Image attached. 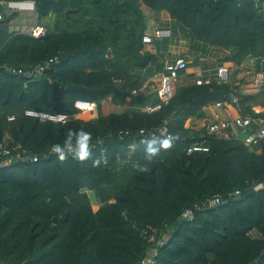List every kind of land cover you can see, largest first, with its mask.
Listing matches in <instances>:
<instances>
[{
	"label": "trees",
	"instance_id": "trees-1",
	"mask_svg": "<svg viewBox=\"0 0 264 264\" xmlns=\"http://www.w3.org/2000/svg\"><path fill=\"white\" fill-rule=\"evenodd\" d=\"M1 2H32L37 22L52 23L43 37L33 38L9 32L17 14L4 17L0 64L29 70L54 57L58 62L32 78L0 71V143L9 137V149L38 156L34 163L0 165V260L139 264L155 240L145 241L138 227H149L157 238L168 236L157 247L155 264H264V186L254 188L264 184V146L257 152L238 142L208 140L207 152L186 153L197 134L184 129L185 121L200 118L209 103L228 101L238 71L225 84L176 86L169 103L150 114L142 110L158 102L155 95H130L164 65L157 55L140 54L147 25L141 7L168 14L171 36L188 38L195 55L217 49L226 53L218 65L239 68L253 58L264 69V17L253 0ZM167 44L163 39L155 48L165 51ZM137 61L142 65L135 66ZM106 99L115 106L129 100V108L101 113ZM76 100L97 103L96 118L59 125L24 116L35 110L73 118L79 113ZM258 101L241 96L242 113ZM10 116L14 120L8 122ZM164 120L173 139L140 142V130L156 129ZM126 131L131 135L120 141L117 134ZM79 145L81 150L61 151ZM129 153L136 168L120 167L116 156ZM89 193L100 204L96 211ZM215 197L220 204H206ZM187 209L195 210L191 220L181 217Z\"/></svg>",
	"mask_w": 264,
	"mask_h": 264
},
{
	"label": "built area",
	"instance_id": "built-area-1",
	"mask_svg": "<svg viewBox=\"0 0 264 264\" xmlns=\"http://www.w3.org/2000/svg\"><path fill=\"white\" fill-rule=\"evenodd\" d=\"M257 12L259 15L264 17V0H253ZM28 6V8H25ZM24 7V8H23ZM0 21L4 17H10L11 15L18 13L19 11H29L32 14L31 25L27 31L23 32L25 35H28L33 38L43 37L46 33V27L41 23L37 22L34 3L32 2H1L0 3ZM149 23L146 25V31L144 32L141 42L143 49L140 52L141 55L152 54L156 55L155 42L162 40L164 38L171 37L169 30H162L158 28V23L153 21L154 12L148 10L146 13ZM0 45V49H1ZM58 62V58L54 57L43 64L33 67L29 70H21L10 65H1L0 71L12 76H23L27 78L42 76V74L50 69L51 66ZM249 63L247 67H242L244 63ZM239 68L235 67L230 62H225L218 65L215 68V77L212 79L209 76H205L204 71H199L196 73H189L190 60L186 56L178 55L174 57L172 61H165L163 65V70L159 73H156L154 76L149 78L141 88L137 90H132L130 95L133 97L141 96L146 97L148 95H155L158 102L153 103L149 106H146L142 111L145 113H154L161 109L162 105H167L172 99L175 93L176 83L179 79H184L186 76L193 75V83L197 86H207L210 85L213 81L217 84H225L230 82L231 76L235 71L241 72L245 71L244 82H240L241 78H237L236 74V83L235 89L230 96L228 101H216L213 103L207 104L203 108V113L200 118H188L184 123V129L190 130L197 135L193 136V142L186 148V153L188 155L193 153L207 152L208 146L206 145L208 140L212 141H233L238 142L249 148H257L259 152L260 148L264 146V102L262 97H264V69L256 68L257 61L253 58H248ZM262 64V62H261ZM210 71V70H209ZM209 71H206L209 73ZM241 96H255L259 98L260 104L250 103L246 105L247 112L242 113L243 108L240 106ZM74 108L79 112L73 118L66 114H51L35 110H26L24 116L27 118L38 120L41 123H52L65 125L71 119H80L79 117L83 114H87L91 119H95L97 115V103L85 100H76L74 102ZM8 122L14 120L13 116L7 118ZM170 122L169 120H164L162 124L156 129L149 130H140L137 135L140 137V142L145 143L148 140H153L158 136L165 139H173V135L169 132ZM244 134V136H242ZM131 133L119 132L117 138L122 141L126 136H130ZM10 141L9 137H6L0 143V157L3 158V161L0 165H8L12 162L18 161H29L36 162L38 160L37 155L28 153L25 150H19V148L13 147L12 149L8 148V142ZM100 145L101 143L98 142ZM83 145L79 146H68L64 150L66 152H75L81 150ZM134 150L133 146L129 147V152L132 153ZM60 150H52L49 152V155H54ZM104 152H102L103 154ZM126 158H119L116 156L117 163L120 167L124 164H129L132 168H136V163L131 161L130 154ZM41 157L45 158L46 155ZM105 156L103 155L102 164L105 165ZM264 184L256 185L254 188H262ZM238 192L233 193L237 195ZM231 195H228L230 197ZM221 203L220 197H215L213 200L208 201L210 207L216 206ZM198 207L195 206V210ZM195 210L187 209L182 215V218L193 219ZM126 218V216H124ZM138 227L133 223V228ZM140 235L142 238L147 241L155 240L154 246L149 249L146 256L139 261V264H155L154 258L157 256V247L163 245L168 236H163L157 238V231L149 227H138ZM0 264H9L4 260H0Z\"/></svg>",
	"mask_w": 264,
	"mask_h": 264
},
{
	"label": "rangeland",
	"instance_id": "rangeland-1",
	"mask_svg": "<svg viewBox=\"0 0 264 264\" xmlns=\"http://www.w3.org/2000/svg\"><path fill=\"white\" fill-rule=\"evenodd\" d=\"M142 13L144 15V20L147 23H149L148 21V17L146 16V13L148 11V9L141 7ZM16 18H14L9 25V32H25L27 31V29L30 27L31 25V19H32V14L29 11H19L18 13H15ZM153 21L158 23V28L162 29V30H169L170 33H172V29L169 27V22L167 21H163L161 19V17L158 15V13L154 12V18ZM162 22H167V24H163ZM41 23L43 26H48L52 23L50 18H46L44 20H42ZM168 25V26H167ZM178 37L175 38L174 36H171L169 38H164V42L168 43L165 46V51L164 53L161 55V61H172L174 59V54L176 53L178 48H182L179 51L180 55H182V52L184 51L185 54L183 55H187V58H189V60L191 61V66L189 67H194L193 62L194 59L196 58L197 55H195V52L189 50V39L187 38H183L180 33L178 32ZM175 40V43H172L173 39ZM163 41V39H162ZM183 41V42H182ZM158 42L160 43L161 40L156 41V44H158ZM178 54H175V56ZM226 55V53H224L223 51L217 50V49H213L210 54H200V56L198 57V63L200 66H202L204 72H206V70H210L208 75L205 76H209L210 78H214L215 72L214 69L216 68V65L219 63V60H221L224 56ZM158 57V56H157ZM159 58V57H158ZM249 65V63H244L242 65V67H247ZM235 73V72H234ZM245 75V71H241L237 74V78L238 79H242L244 78ZM193 81L192 78H186V79H179L178 82L176 83V86H181L184 84H191V82ZM262 100L264 102V97H262ZM126 102V101H125ZM254 104H260V102H253ZM126 106L127 105H122V106H115L113 105L109 99H106L105 101L102 102L101 104V113H114V114H120L123 113L124 111H126ZM97 112V111H96ZM81 120L83 121H88L89 119H91V117L87 114H83L79 117ZM242 136H244V134H242ZM88 199L90 201L91 204L95 205L98 202V200L96 199L95 195L93 193H89L88 195ZM93 211H96V208L93 207L92 208Z\"/></svg>",
	"mask_w": 264,
	"mask_h": 264
},
{
	"label": "crops",
	"instance_id": "crops-1",
	"mask_svg": "<svg viewBox=\"0 0 264 264\" xmlns=\"http://www.w3.org/2000/svg\"><path fill=\"white\" fill-rule=\"evenodd\" d=\"M158 15L161 17V19L163 20V21H167V22H169L170 21V18H169V16H168V14H166V13H164V12H160V13H158ZM167 22H162L161 21V23H163V24H167ZM161 42H162V40H161ZM183 42V41H182ZM162 46H163V44H162ZM178 49H182V48H178ZM177 49V51H176V53L175 54H178V55H180V53H179V51L180 50H178ZM164 53V51H157L156 50V55L160 58V57H162L161 55ZM175 54L173 55L174 57H176V56H178V55H176L175 56ZM183 54H185V52L183 51L182 52V56H186V58H187V55H183ZM187 59H189V58H187ZM165 62V61H164ZM163 62V63H164ZM191 62V61H190ZM193 62V61H192ZM247 63V62H246ZM191 64V63H190ZM189 66H191V65H189ZM218 66V64L216 65V67ZM203 69H205V68H202V66H200L199 64L197 65V66H194L193 68L192 67H189V69H188V72L189 73H196V72H199L200 70L201 71H204ZM206 71H209L208 69L206 70ZM129 100H126V102L124 103V105H127L126 106V108L128 109L129 108ZM97 116V115H96ZM93 207H95L96 208V210H98V208L100 207V204L99 203H97V204H95V205H92V208Z\"/></svg>",
	"mask_w": 264,
	"mask_h": 264
},
{
	"label": "water",
	"instance_id": "water-1",
	"mask_svg": "<svg viewBox=\"0 0 264 264\" xmlns=\"http://www.w3.org/2000/svg\"><path fill=\"white\" fill-rule=\"evenodd\" d=\"M50 1H52V0H40V4H41V5H44V4H46V3L50 2ZM134 65H135V66H137V65H142V63L137 61V62L134 63ZM222 200H223V201L228 200V196H224V197L222 198Z\"/></svg>",
	"mask_w": 264,
	"mask_h": 264
},
{
	"label": "bare ground",
	"instance_id": "bare-ground-1",
	"mask_svg": "<svg viewBox=\"0 0 264 264\" xmlns=\"http://www.w3.org/2000/svg\"><path fill=\"white\" fill-rule=\"evenodd\" d=\"M24 8V7H23ZM25 8H28V6H25Z\"/></svg>",
	"mask_w": 264,
	"mask_h": 264
}]
</instances>
